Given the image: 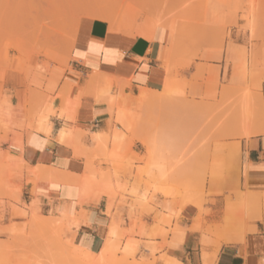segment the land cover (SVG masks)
I'll return each instance as SVG.
<instances>
[{"label": "crops", "instance_id": "obj_1", "mask_svg": "<svg viewBox=\"0 0 264 264\" xmlns=\"http://www.w3.org/2000/svg\"><path fill=\"white\" fill-rule=\"evenodd\" d=\"M121 20L112 22L130 24L133 19ZM203 28L205 38L196 42L188 28L174 26L161 15L133 21L132 32L111 29L104 13L94 19L82 15L74 27L73 43L63 50L69 59L57 61L46 55V48L55 42L48 38L28 58L15 52L19 60L0 62V214L5 225L13 216L7 188L21 184L25 203L38 197L44 215H66L58 226L71 229V244L100 248L109 231L110 202L107 193L99 194L107 183L98 182L93 166L100 160L92 162L89 157L123 152L125 131L111 118L130 124L132 95L140 101L145 91L150 96L145 103L157 93L171 95L177 73L189 80L196 64L219 67L220 76L227 73L234 84L243 79L247 31L230 27L225 36L211 19ZM63 29L72 27L65 24ZM255 54L257 77L262 79L257 84L260 120L229 148V159L238 163L237 173L234 180L225 181L223 194L209 196L204 207L208 212L195 204L183 208L184 229L168 246L169 257L183 264H264L263 46ZM183 63L192 65L180 68ZM60 91L65 101L58 97ZM248 94L245 108L250 107ZM101 168L109 166L102 162ZM15 222L23 221L15 218ZM116 223L110 229L114 238L120 234ZM125 244L134 249V257L135 244L131 240Z\"/></svg>", "mask_w": 264, "mask_h": 264}, {"label": "rangeland", "instance_id": "obj_2", "mask_svg": "<svg viewBox=\"0 0 264 264\" xmlns=\"http://www.w3.org/2000/svg\"><path fill=\"white\" fill-rule=\"evenodd\" d=\"M90 8L104 13L107 20L133 17L136 22L161 15L174 26L188 28L196 42L204 40L203 25L208 19L219 23L225 36H229L227 28H243L249 39L243 79L234 84L227 73L220 76L219 67L196 64L189 80L177 73L168 98L157 95L150 103H142L132 95L130 124L111 118L125 131L121 132L124 150L112 156L90 154L92 162L100 160L93 166L98 182H107L99 194L107 193L111 220L102 246L87 251V256L66 247L71 229L53 224L42 210L38 220L20 216L25 203L23 186L7 188L13 216L5 225V216L0 214V264H167L169 242L184 229L180 225L183 208L195 204L208 212L204 207L209 196L223 194L225 181L234 180L237 173L238 163L229 159V148L260 120L257 84L262 79L257 77L255 53L258 46L264 48V0H0V62H16L15 52L28 58L48 38L55 42L45 54L57 61L69 59L65 45L73 43L78 18ZM65 24L72 30L63 29ZM247 93L251 96L248 116ZM58 97L66 100L61 91ZM150 146L157 150L155 160L149 158L153 156ZM102 162L109 168L103 170ZM116 220L120 234L114 238L110 229ZM109 238L118 242L119 250H107ZM127 240L135 244L134 257L123 252ZM91 252L94 256L88 258Z\"/></svg>", "mask_w": 264, "mask_h": 264}, {"label": "bare ground", "instance_id": "obj_3", "mask_svg": "<svg viewBox=\"0 0 264 264\" xmlns=\"http://www.w3.org/2000/svg\"><path fill=\"white\" fill-rule=\"evenodd\" d=\"M84 8V7H83ZM96 9V8H95ZM98 9V8H97ZM85 10V9H84ZM82 14H86L88 17H93V19L94 18H101L102 17V12H100V11H93V9H91L90 8V10H88V11H84ZM78 17H76V19H77ZM133 18V17H132ZM114 19V18H113ZM112 20V19H111ZM110 19H109V21H110V27H111V29H117V30H123V31H126V32H132L131 31V28H132V23H133V20H132V23H130V22H128V23H130V24H127V23H125V24H116L115 22H112ZM115 20H117V19H115ZM123 20V19H122ZM121 20V21H122ZM130 21V20H129ZM156 22L157 21H159V20H155ZM118 22H119V20H118ZM126 22V21H125ZM153 23V25L155 24L154 22H152ZM159 23V22H158ZM75 24V23H74ZM70 29V28H69ZM102 29V28H101ZM100 30V29H99ZM136 35V34H135ZM97 45V44H96ZM19 46V45H18ZM142 92V91H141ZM152 93V92H151ZM162 93V92H161ZM160 93H157V95H159ZM166 95V97L168 98V96L170 95H168V94H165ZM168 95V96H167ZM249 95V94H248ZM159 96H162L161 94L159 95ZM149 97L150 96H148V95H146V92L145 91H143L142 92V94H140V102H142V103H145L146 101H148L147 99H149ZM153 97H156L155 96V94L153 95ZM159 98V97H158ZM175 98V97H174ZM162 100H163V98H161ZM152 100V99H151ZM155 100V99H154ZM246 100V99H245ZM165 101H168L167 99L165 100ZM163 103V102H162ZM246 104H247V102H245ZM244 103V104H245ZM249 103V102H248ZM245 104V105H246ZM151 105V104H150ZM252 107V106H251ZM245 111H246V114H247V116L248 115H250V107L249 108H245ZM260 111V110H259ZM121 118V117H120ZM119 118V119H120ZM243 134L245 135V136H247L248 135V132L247 131H245L244 130V132H243ZM148 136V135H147ZM151 140H155L154 139V137L152 138H150ZM143 142H146L147 143V145L149 144L148 142H147V140L146 141H143ZM146 143H144V144H146ZM150 145H152V143H150ZM155 145H158V144H155ZM154 147V146H153ZM157 148H158V146H157ZM149 149L150 150H152L153 152H152V155L153 156H148L149 158H150V160H152L153 158H154V160L156 159L155 158V155L154 154H156L157 153V150H155L154 148H151V146L149 147ZM155 150V151H154ZM155 152V153H154ZM237 153H239V151H237ZM152 158V159H151ZM153 162V161H152ZM155 163V162H154ZM163 185V184H162ZM161 185V186H162ZM164 186H165V184H164ZM162 188H163V186H162ZM167 188V187H166ZM166 188L164 187V189L166 190ZM169 188H170V186H169ZM173 188V187H172ZM157 189V188H156ZM164 190V192H166L165 193V195H168V190H166L165 191ZM184 190H187V189H184ZM175 191V190H174ZM174 191H173V193H174ZM185 192V191H184ZM175 194V193H174ZM176 195V194H175ZM186 195V194H185ZM187 195H189V194H187ZM168 196H170V195H168ZM190 197H191V199H192V196H191V193H190V195H189ZM188 196V199L190 198ZM194 197V196H193ZM197 197V196H196ZM38 197H36V198H34V200H32L30 203H24V207L22 208L23 210V216L24 217H27V216H32L33 217V219H36V217H37V215L39 216V213H40V207L38 206ZM198 199V198H197ZM196 201V200H195ZM41 214V213H40ZM50 217V220L52 221V223L53 224H55V225H63V222H64V219H65V217H66V215L63 213V212H60L59 214H54V216L52 215V216H49ZM36 220H38V219H36ZM22 226H23V224H22ZM30 228V227H29ZM113 234H115V231H113L112 232ZM112 234V235H113ZM112 235H111V237H112ZM108 240V242H105V244L107 243H109V246L106 244V246H108L107 247V250L108 251H112V250H115V249H117L118 248V242H116V240L115 239H113V238H109V239H106V241ZM118 241V240H117ZM66 243V247H68V248H70V249H73V250H75V252H80V253H82L81 251H84V253L83 254H85V253H87V251H89L90 249H88V248H86V247H83V246H77V245H73V244H71L70 243V241H67V242H65ZM105 246V245H104ZM102 249L103 248H101L100 250L102 251ZM106 250V249H105ZM107 250H106V252H107ZM118 250H119V248H118ZM86 251V252H85ZM117 251V250H116ZM100 252V251H99ZM123 252H124V254L127 256V257H129V256H133L134 255V249L129 245V244H125L124 246H123ZM91 253L93 254V255H91ZM90 253V255L88 254V258L90 257V256H94V253L93 252H91ZM116 253V252H115ZM82 254V255H83ZM100 254H102V252H100ZM52 255H54V254H52ZM86 256H87V254H85ZM111 255H113L112 253H111ZM124 255V256H125ZM56 257H58L57 255H55ZM55 256H53V257H55ZM96 256H97V254H96ZM100 256V255H99ZM53 257H51V258H53ZM55 257V258H56ZM107 257V256H106ZM169 257V256H168ZM171 257V256H170ZM168 258L167 259V262H165V263H167V264H183V262L182 261H180V260H178L177 258ZM54 258V259H55ZM91 258V257H90ZM96 258V257H95ZM94 258V259H95ZM98 259V258H97ZM100 259H101V257H100ZM99 259V261H101ZM5 260V259H4ZM3 260V261H4ZM95 261V260H94ZM93 261V262H94ZM143 264V263H142ZM205 264H207V263H205Z\"/></svg>", "mask_w": 264, "mask_h": 264}]
</instances>
